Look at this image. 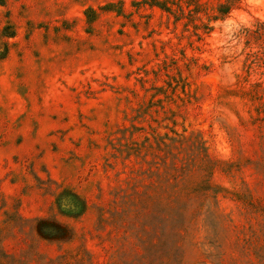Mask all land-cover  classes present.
Wrapping results in <instances>:
<instances>
[{"label":"rangeland","instance_id":"374dc122","mask_svg":"<svg viewBox=\"0 0 264 264\" xmlns=\"http://www.w3.org/2000/svg\"><path fill=\"white\" fill-rule=\"evenodd\" d=\"M0 264H264V0H0Z\"/></svg>","mask_w":264,"mask_h":264},{"label":"trees","instance_id":"16d2710c","mask_svg":"<svg viewBox=\"0 0 264 264\" xmlns=\"http://www.w3.org/2000/svg\"><path fill=\"white\" fill-rule=\"evenodd\" d=\"M108 8H110V7H108ZM227 10H228V7H225V6L220 8L221 12H227ZM90 20H91V17H90Z\"/></svg>","mask_w":264,"mask_h":264}]
</instances>
